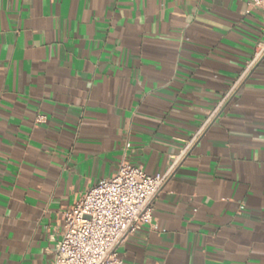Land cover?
Instances as JSON below:
<instances>
[{
  "label": "crops",
  "instance_id": "1",
  "mask_svg": "<svg viewBox=\"0 0 264 264\" xmlns=\"http://www.w3.org/2000/svg\"><path fill=\"white\" fill-rule=\"evenodd\" d=\"M262 40L244 0H0V264H52L80 195L174 157L122 264H264V58L179 157Z\"/></svg>",
  "mask_w": 264,
  "mask_h": 264
},
{
  "label": "built area",
  "instance_id": "2",
  "mask_svg": "<svg viewBox=\"0 0 264 264\" xmlns=\"http://www.w3.org/2000/svg\"><path fill=\"white\" fill-rule=\"evenodd\" d=\"M244 1L253 7L264 8V0ZM263 58L264 40L256 44L252 57L226 96L185 143L179 157L189 151L228 96ZM41 118L38 116V120ZM177 160L178 157H174L165 171L154 174L123 160L111 177L86 190L62 213L63 228L52 264H122L119 247L138 227L152 225L155 201Z\"/></svg>",
  "mask_w": 264,
  "mask_h": 264
}]
</instances>
